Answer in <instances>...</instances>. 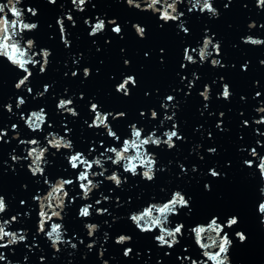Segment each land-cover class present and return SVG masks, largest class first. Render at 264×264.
<instances>
[{
	"label": "water",
	"instance_id": "obj_1",
	"mask_svg": "<svg viewBox=\"0 0 264 264\" xmlns=\"http://www.w3.org/2000/svg\"><path fill=\"white\" fill-rule=\"evenodd\" d=\"M140 2L143 7V0ZM212 2L217 10L215 17L206 12L189 13L187 9L191 0H181L177 5V11L184 13L181 19L186 21L189 34L179 31L172 22L161 28L162 22L157 15L130 7L126 0H87L83 11L77 10L71 0H56L55 4H50L48 0H21L17 5L25 10V22L38 25L36 30L25 32L23 39H32L35 43L33 50L37 53L46 48L50 57L45 72L39 71V64L31 68L33 76L27 84L33 89L31 94L24 88L17 90L14 87L23 73L7 61H0V105L11 104L13 107L12 113L0 109V126L8 131L4 139L9 141H0V195L8 203L3 218L20 213L18 222L6 230H23L26 234L24 242L0 249L12 264H41V257L44 258L43 264H104V261L107 264H157L158 260L161 264H180L178 255L198 259L199 246L196 247L187 229L184 236L178 237L180 243L168 249L157 246L153 237L159 234L158 230L150 234L140 233L128 219L133 210L149 201L164 202L173 191H181L190 198L192 211L189 215L194 219L212 214L220 215L221 221L227 215L238 217V225L226 229L233 240L228 254L230 264H264V226L257 211L262 182L255 167L248 168L243 164L244 159H252L248 155L252 147L264 155V147L256 144L259 140L264 145V136L257 134V131L264 133V125L253 123L264 115L255 111L258 107H264V64L260 63L264 60V45L252 46L242 42L245 36L264 40V27H261L264 25V9L258 8L255 0ZM6 3L7 0H0V4ZM28 8L35 9L37 14L32 16L26 11ZM67 15L73 17L74 23L64 19ZM97 17L106 23L116 20L122 32L114 34L111 31L113 25L108 24L102 33L90 36L91 28L84 24V20L88 19L90 24H94ZM8 18L16 19L10 12ZM57 19H64L65 39L69 42L67 47L61 41ZM249 23L255 24V27L249 29ZM133 24L145 29L143 37L137 36ZM206 30L213 42L221 45L219 55L213 52L203 63L197 57L196 64H188L181 69V63H185L184 47H196L202 42ZM208 51H211V47ZM34 59L39 61L41 58L37 55ZM213 59L219 60L220 65L213 66ZM125 60L128 61L127 65ZM245 63L247 70L242 71L241 65ZM84 68L89 69L88 77L83 75ZM73 71L77 72L75 77L71 75ZM193 73L199 79L189 89L187 84L193 79ZM129 75L136 81L135 85H128L129 95L117 93L116 85ZM182 76L185 79L181 80ZM222 83L229 84L231 88L229 100L219 96ZM45 84L50 86L49 91L42 97L36 96L37 92L43 91ZM205 84L210 88L207 101L199 95ZM257 91L261 93L259 97L255 96ZM167 95L175 97L174 105L164 101ZM17 96L27 101L21 109L15 108ZM61 98L73 100L71 106L78 113L77 117L57 110L56 104ZM90 103H97L102 111L126 113V118L110 121L122 138L128 131L127 125L136 123L144 129V135L155 130L161 140L165 139L162 133L172 130L175 124L182 139L174 138L172 149L163 144L148 147L157 161L154 179L150 182L139 175L132 177L131 173H124L122 168L109 162L105 165L108 169L105 176L116 168L122 179L127 177L119 187L103 177H96V180L103 182L89 194L86 201L79 199L77 185L68 187L69 197L76 195L77 198L73 203L66 200L63 220L56 222L64 226L63 239L71 240L77 247L73 249L67 243L58 244L60 250L57 252L43 233L36 232L38 207L31 196L36 194L37 189L43 194L47 186L43 185L42 178L39 184L35 182L36 178L27 170L28 161L13 162L10 159V154L25 155L18 141L11 139L15 135L11 124L18 125L19 139L37 136L42 140L50 130L47 124L42 126L44 132L33 133L19 116L21 111L27 117L30 111L43 107L48 114V122L60 135H64L60 129L61 121L67 123L71 129L67 138L72 140L76 150L86 152L89 144L95 143L98 151H102L98 147L99 140L104 139L106 144L111 141L103 129L88 128L93 115L89 111ZM162 103L167 106L161 108ZM151 111L157 112L156 119L151 118ZM141 112L144 113L143 117L140 116ZM165 116L172 119L164 120ZM245 120L248 121L247 126L243 123ZM218 122L219 128L216 127ZM209 148L215 149V152L210 153ZM60 150L49 157L46 172L52 175L66 173L64 178L74 179L75 173L68 168L64 159L67 150ZM54 151L49 149V153ZM210 168L220 175L216 178L210 176ZM205 184L210 186V190H205ZM103 196L109 199L105 201ZM97 199H101L99 205L95 204ZM20 200L25 201L24 206L19 203ZM84 203L93 205L89 218L78 217L79 207ZM96 208H107L108 212L98 215ZM25 212L29 214L26 216ZM179 213V216L170 219L185 222L188 210L180 209ZM86 223L98 225L93 237L87 235ZM168 226L174 227V223ZM236 231H242L247 240L240 242L235 237ZM118 235H129L132 239L117 245L115 238ZM89 243H93L91 250L87 247ZM126 247L133 250L129 257L123 255ZM185 247L188 248L187 252L183 251ZM165 252L170 255L165 256Z\"/></svg>",
	"mask_w": 264,
	"mask_h": 264
},
{
	"label": "snow or ice",
	"instance_id": "obj_2",
	"mask_svg": "<svg viewBox=\"0 0 264 264\" xmlns=\"http://www.w3.org/2000/svg\"><path fill=\"white\" fill-rule=\"evenodd\" d=\"M21 0H7L6 4H0V61H7L8 64L13 66L23 75L16 81L14 87L17 90L22 88L31 94L33 89L28 87L27 84L30 78L33 76L31 68H34L39 64V71L41 73L45 72L46 65L49 63L50 52L46 48H42L39 53L35 52V43L32 39H23V34L25 32H32L37 29L38 25L36 23H27L24 20V11L17 5ZM50 4H55L56 0H48ZM73 6L79 10L83 11L87 0H71ZM181 0H143V7L141 6L140 0H126V3L130 7H134L140 11H150L154 15H157L158 20L162 22L160 27L163 28L164 25L172 22L176 25L179 31L189 34V29L185 27L186 21L181 19L184 16L183 12L177 11V5ZM258 8L264 9V0H255ZM227 7V4H225ZM7 9V12H5ZM189 13L198 11L200 13H207L210 16L215 17L217 15V10L214 7L212 0H191L190 7L187 9ZM28 13L32 16L37 14L36 10L33 8L26 9ZM8 12L11 13L16 19L9 20ZM69 22H73V17L67 15L64 17ZM64 19H57L56 23L60 29L61 41L68 46V41L66 37V29L64 26ZM85 25H89L91 31L90 36H94L98 33H102L108 24L113 25L111 31L114 34H120L122 32L121 26L116 20H108L107 23L104 19L99 17L96 18L94 24H90L88 19L84 20ZM137 36L143 37L145 35V29L139 24H133ZM255 24L249 23L248 28L252 29ZM261 27H264L262 25ZM242 42L252 46L264 45V40L259 38H254L253 36H245L242 38ZM211 47V51H208ZM221 45L213 42L211 36L205 31V35L202 42L198 43L196 47L186 46L183 49V61L180 68H186L188 64H196L197 57L200 63H203L209 56L215 52L217 55L220 53ZM163 51V50H161ZM39 56L41 59L38 61L34 57ZM147 55V53H145ZM124 63L127 65L128 61L125 60ZM264 64V60L260 61ZM213 66L220 65V61L217 59L211 60ZM241 70H247V63L241 65ZM90 74L88 68L83 69V75L88 77ZM72 76H76L77 72L73 71ZM193 79L188 81L187 87L191 89L195 80L199 77L193 73ZM185 77H181V80ZM135 78L131 75L124 77V79L116 85L115 91L121 93L124 96L129 95L128 85H135ZM49 85L45 84L43 91L37 92L36 96H43L49 91ZM210 88L205 84L203 91L199 95L205 100H209ZM261 93L257 91L255 93L256 97H259ZM219 96L225 100H229L232 96V91L227 83H222L221 91ZM82 98V97H81ZM164 101L168 103L175 104V97L173 95H167L164 97ZM27 103L26 99L22 96H17L15 101V108L21 109ZM73 100L69 99H59L56 104V108L60 112H67L72 117H77L78 113L71 106ZM166 103L161 104V108H165ZM0 109L7 111L9 113L13 112V107L11 104L0 105ZM89 111L93 114L91 123L88 124L90 129H103L106 133V137L111 143L106 144L104 139H100L97 145L95 143L89 144L86 152L82 150H76L72 140L67 137L71 133V129L68 127L67 123L61 121L60 129L64 132V135H60L59 131L55 130L52 123L48 122L47 112L43 107L38 110H32L25 117L23 111H21L19 119L24 122L27 129L33 133L44 132L43 125L47 124L49 131L43 136L42 140L37 136H33L29 139H19L20 130L16 123L11 124V129L15 133L11 137L12 140H17L18 145L22 146L25 155L18 156L10 154V159L13 162H19L20 160L28 161L27 170L31 173V176L36 178V183L41 182L44 186H47L43 190V194L39 189L36 190V194L31 196V200L35 202L38 207L36 211V216L38 217L36 232L43 233L47 239L51 242V247L55 251H59L58 244L67 243L71 248L75 249L77 245L72 243L71 240L65 241L63 239L65 229L62 223L56 221H62L63 215L67 203H73L77 196L74 195L69 197V192L66 190L68 187L74 184L78 186L79 199L88 200L90 193L94 189H97L99 185L103 182L101 180H96V177H103L104 180L110 182L111 184L119 187L122 183L126 182L127 177L123 179L118 174V170L114 168L110 175L105 176V172L108 169L105 167L107 163L110 162L112 166H119L122 168L124 173H131L132 177L139 175L145 181H152L154 179L155 168L157 161L154 155L148 151L150 146H161L166 145L167 148L172 149L174 147V138L176 140L182 139L178 135L176 130L177 126L173 124L172 130H165L162 135L165 139L161 140L160 136L156 135L155 130L149 131L147 135H144V129L138 127L136 123H130L127 125L128 131L121 135H118L117 131L113 129L111 122L116 119L126 118V113L102 111L100 105L97 103L89 104ZM258 114H264V107H258L255 109ZM223 116V113H220ZM140 116L143 117L144 113L141 112ZM150 116L152 119L157 118V112L151 111ZM171 116H165L164 120H171ZM244 125L247 126L248 121H243ZM253 123L256 125H264V115L260 116V119L254 120ZM217 128L220 127L218 122ZM258 135L264 136V133L257 131ZM8 136V131L4 126H0V141L3 143H8V140L4 138ZM258 146L264 147L259 140L256 141ZM118 145V146H117ZM147 146V147H146ZM66 149L67 155L64 159L67 161V166L75 173L73 178H64L65 174L52 175L51 172H46V168L49 164V157L55 156L59 153L60 149ZM49 149L55 150L49 153ZM210 153L215 152V149L209 148ZM15 152V149H13ZM95 153V155H93ZM248 155L252 159H244L243 164L252 168L255 167L260 174L262 186L260 187L261 201L257 206V211L261 214V223L264 224V155L258 153L257 148L252 147L248 150ZM91 156V159H89ZM2 163V162H0ZM99 169V171H96ZM138 169H140L138 171ZM195 170V169H194ZM183 171V168H182ZM209 175L216 178L220 175L214 169H209ZM59 177V180H57ZM205 190H210L208 184L204 185ZM111 191V189H109ZM47 193V195H45ZM103 200L107 201L109 197L103 196ZM118 200V198H117ZM22 206L25 205L24 200L19 202ZM101 203V199L95 201L96 205ZM92 204L84 203L79 207L78 217L79 218H89L92 215L91 209ZM180 209H187L185 222H173L170 217L179 216ZM8 210V203L3 195H0V249L9 248L10 246L17 245L20 242L26 240V234L23 230L9 231L6 230L11 227L13 223L18 222V217L20 213L11 215L10 218L4 219L3 214ZM191 203L190 198H187L185 194L181 191H173L170 198L166 199L164 202H146L145 205L140 206L136 210H133L128 219L139 230L140 233L150 234L154 230H158L159 234L155 235L153 238L158 247H166L168 249H173L175 245L179 244L180 241L178 237L185 235V230L187 229L188 234H190L194 244L200 250V258L192 259L188 255H178L177 260L180 264H230L229 252L233 245V240L226 229H232L239 223L238 217L236 215H227L226 218L221 221V217L218 214H212L210 216L203 217L201 219H194L189 214L191 213ZM108 212L107 208H96V213L98 215H103ZM25 212L24 215H28ZM174 223V227H169L168 225ZM84 227L87 229V235L93 237L94 232H96L98 225L93 223H86ZM235 237L240 242H245L247 240L246 235L242 231H236ZM35 239V238H34ZM105 239H107V234H105ZM132 238L129 235H118L115 238V243L117 245H122L129 242ZM204 241V242H202ZM95 241L93 240V243ZM83 243V241H80ZM93 243L87 245L88 249L91 250ZM203 250V251H201ZM131 248H124L123 255L129 257L132 253ZM184 252L188 251V248L183 249ZM103 255V252L100 253ZM165 256L170 255V253L165 252ZM27 257H25V260ZM41 264H43L44 258L41 257ZM0 264H12L10 260L7 259L5 253L0 251ZM107 264V261H104ZM157 264H161L158 260Z\"/></svg>",
	"mask_w": 264,
	"mask_h": 264
},
{
	"label": "clouds",
	"instance_id": "obj_3",
	"mask_svg": "<svg viewBox=\"0 0 264 264\" xmlns=\"http://www.w3.org/2000/svg\"><path fill=\"white\" fill-rule=\"evenodd\" d=\"M262 226H264V224L261 223Z\"/></svg>",
	"mask_w": 264,
	"mask_h": 264
}]
</instances>
